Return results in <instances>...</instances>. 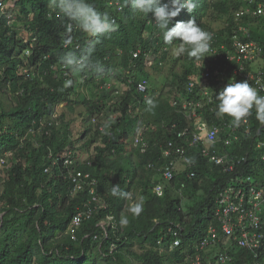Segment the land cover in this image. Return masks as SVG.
<instances>
[{
  "label": "trees",
  "instance_id": "obj_1",
  "mask_svg": "<svg viewBox=\"0 0 264 264\" xmlns=\"http://www.w3.org/2000/svg\"><path fill=\"white\" fill-rule=\"evenodd\" d=\"M0 1L6 5L0 10V264H190L189 256L209 226L219 224L217 196L233 177L209 163L198 147L187 154L191 166L182 159L184 166L173 169L174 177L165 176L172 159L181 160L176 149H191L177 137L186 122L174 101L180 93L188 96L185 85L197 59L177 54L179 41L166 45L152 14L135 13L127 0H90L117 28L95 38L74 27L70 48L62 39L71 22L48 0ZM194 2L193 12L181 10L169 27L195 20L216 45L229 38L234 25H248L264 46V14L237 18L251 6L248 0ZM90 39L98 40L92 59L106 71L72 75L61 57L69 51L79 55ZM257 68L264 72V54ZM68 80L72 84L65 87ZM141 82L147 84V95L138 91ZM148 99L156 103L151 112ZM205 111L216 117L210 108ZM251 115L253 132L261 127L259 136L264 137L255 109ZM143 127L145 148L134 143ZM68 157L96 178L100 199L90 204L92 214L76 238L68 228L87 209L92 194L90 187L72 193ZM192 171L196 175L189 177ZM158 183L164 185L163 195L154 190ZM117 184L143 197L138 217L128 213L132 201L111 195ZM111 215L114 220L108 221ZM122 215L129 216L126 227L119 225ZM170 227L182 240L174 249L169 248L174 239ZM237 253L264 263V246L257 258ZM215 259L211 250L203 264Z\"/></svg>",
  "mask_w": 264,
  "mask_h": 264
},
{
  "label": "built area",
  "instance_id": "obj_2",
  "mask_svg": "<svg viewBox=\"0 0 264 264\" xmlns=\"http://www.w3.org/2000/svg\"><path fill=\"white\" fill-rule=\"evenodd\" d=\"M248 1L251 6L239 11L238 19L244 13L252 16L264 13L262 1ZM5 7V3L0 1V10L4 11ZM233 29L226 41L215 45L211 40L209 56L197 60L194 74L189 75L185 85L188 96L180 93V97L174 101L186 122L177 137L183 139L184 144H188L191 149L187 151L185 146L176 149L181 160L172 159L165 176L172 179L173 169L179 168L178 163L182 159L191 166L187 154L193 153L191 151L194 147L199 148L209 163L233 175L217 196L214 215L219 224L209 226L204 237L194 247V253L189 256L190 264H203L204 255L211 250L216 255L212 264H238V261L239 264H264L257 260L252 262L248 255L237 253L243 250L248 254L254 253L257 258L264 246V137L259 136L261 127L253 132L255 122L252 115L239 127L232 125L231 118L226 120V116H218L216 99L219 92L232 82L247 81L260 95H264V72L256 68L263 56L264 47L253 38L248 25H234ZM138 91L147 95V84L139 83ZM206 108H210L211 114H216V117L206 116ZM177 127L175 122L173 128ZM144 129L139 128L134 139L135 145L143 148L148 146L143 137ZM248 140L253 143L246 146ZM170 143L172 146L173 142ZM240 147L244 148V152H238ZM6 163V159H1L2 165ZM65 164L71 167L69 178L73 186L72 193L77 194L90 187L92 194V198L86 202L87 209L80 210L68 228V233L76 238L82 222L92 214L90 204L92 201L99 203L100 199L96 194V178L90 172L79 169L73 157L66 158ZM195 175L192 171L189 177ZM154 190L158 195H163L164 185L158 183ZM111 220H114L112 215L108 216V221ZM105 224L106 221L101 222V225ZM169 231L174 236L169 248L174 249L181 245L182 240L172 227ZM236 246L238 249L235 251Z\"/></svg>",
  "mask_w": 264,
  "mask_h": 264
},
{
  "label": "clouds",
  "instance_id": "obj_3",
  "mask_svg": "<svg viewBox=\"0 0 264 264\" xmlns=\"http://www.w3.org/2000/svg\"><path fill=\"white\" fill-rule=\"evenodd\" d=\"M48 2L51 8L71 22L67 25L62 39L65 48H70L73 45L71 33L74 27L95 38L108 36L117 28L114 19L107 13L97 11L90 0H48ZM127 3L130 4L135 13L145 16L152 14L155 21L154 25L161 32L166 45H172L175 41L180 42L176 49L177 54H187L189 58L197 60H204L206 56H209L212 37L197 25L195 20L176 22L174 26L169 27L181 10L186 9L189 13L193 12L196 7L194 0H167V3H161V0H127ZM96 43L98 40L90 39L79 55L69 51L61 57L62 62L72 75H79L85 71L95 73L106 71L101 63L92 59L96 50ZM71 84L72 80H68L65 87L71 86ZM216 99L218 101L217 115L230 117L234 127H239L245 123L253 109H255L256 119L264 124V95H260L247 81L228 83L219 92ZM146 104V110L149 112L156 107L153 99H148ZM105 127L107 128V125ZM189 162L191 163V161ZM111 195L132 201L128 207V213L132 217H138L142 213V196L136 198L130 192L122 191L118 184L111 187ZM129 223L128 215L120 217L119 225L121 227H126Z\"/></svg>",
  "mask_w": 264,
  "mask_h": 264
},
{
  "label": "rangeland",
  "instance_id": "obj_4",
  "mask_svg": "<svg viewBox=\"0 0 264 264\" xmlns=\"http://www.w3.org/2000/svg\"><path fill=\"white\" fill-rule=\"evenodd\" d=\"M181 66H178L177 67V69L179 70V68H180ZM166 73V72H165ZM113 83H115V81H112ZM110 85H111V83H109ZM115 87L116 88H118L119 87V85H115ZM118 94L117 93H115V94H112V96L114 97V96H117ZM118 99V98H117ZM78 130V128H76L75 129V132ZM78 145H82V142L80 141V142H78ZM178 165H179V167L181 168L182 166H184L183 164H182V162L180 161L179 163H178ZM1 165H0V170H1ZM3 191V183H2V181L0 180V193ZM138 197H141V195H137V198ZM0 205H1V201H0Z\"/></svg>",
  "mask_w": 264,
  "mask_h": 264
},
{
  "label": "crops",
  "instance_id": "obj_5",
  "mask_svg": "<svg viewBox=\"0 0 264 264\" xmlns=\"http://www.w3.org/2000/svg\"><path fill=\"white\" fill-rule=\"evenodd\" d=\"M264 53V52H263Z\"/></svg>",
  "mask_w": 264,
  "mask_h": 264
}]
</instances>
